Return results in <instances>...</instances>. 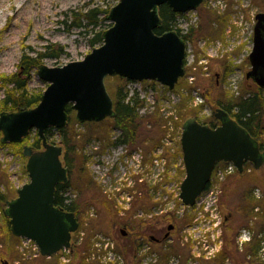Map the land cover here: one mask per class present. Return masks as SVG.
<instances>
[{"label": "rangeland", "instance_id": "374dc122", "mask_svg": "<svg viewBox=\"0 0 264 264\" xmlns=\"http://www.w3.org/2000/svg\"><path fill=\"white\" fill-rule=\"evenodd\" d=\"M117 2L118 0H0V108L5 91L10 88L1 77L18 71L22 55L36 57L51 49L62 47V54L56 58H41L39 66L60 67L83 59L92 48L99 46L98 44L90 46L92 33L107 29L110 22L107 20L97 27H88L84 30L71 24L78 17L76 14L94 7L110 10ZM258 12H264V0H204L197 9L178 17V28L187 30L185 33L192 30L193 42H189L186 47V62L183 64L184 77L171 91L160 84L151 85L149 81L126 82L123 86L128 97L137 92L138 97L144 100L142 107L138 108L141 134L134 145L113 144L112 141L118 137L119 130L103 132L99 126L86 127V122L80 123L76 120L75 113L72 115L75 121L72 124L77 153L75 157L77 161L84 158L83 166L80 162L79 164L86 172L83 170L79 172L76 169L74 174L69 175L70 186L65 190V195L71 200H76L81 206L79 213L81 233L74 234V240L82 237V244L78 246L80 252L88 254L93 251L101 255V251L94 250L96 246L89 251L90 244L85 243L90 242L95 233L97 236H93L92 243L102 240L106 235L111 237L116 245L118 244V249L119 246L125 249L131 239L128 234L139 231L138 222L144 219L145 222H140L139 226L143 232L141 238L150 234L158 236L168 225H176L170 230L172 241L154 246L160 255L157 264H217L214 259L221 253L222 247L224 248L230 237L232 253L222 261V264H259L255 260V255L259 246V235L264 231V162L259 169L247 165L246 169H250V172H235L230 176L231 184L228 183L223 194L217 197L216 204L221 217L217 228L213 226L218 221L214 218L213 212L210 216L204 209L200 210L205 217L198 216L197 221L202 219L205 221L199 224L200 232H196V238L192 236L191 239L188 238L189 245L192 241L198 248L195 254L191 253L190 248L188 251L181 245L185 242L183 238L180 242L178 237L179 231L185 225L194 224L192 220L197 217L194 213L198 209L184 208L178 199L176 188L184 175L179 145L183 121L190 116L208 121L212 112L220 108L216 104L218 99H236L241 95L243 88H247L251 83L245 79L246 72L250 70L248 54L251 47L249 49L247 47V51L244 52L242 51L244 47H235L232 53L220 47L225 48L226 30L229 27L232 32L231 22L237 16L252 26L254 15ZM216 15L228 17L223 34L220 35L218 31L221 27L215 19ZM202 59L205 62L200 64ZM224 62L231 64V71L226 76L223 75L221 68ZM190 77L194 78L191 82ZM46 85L38 78L37 68H34L28 81V89L44 90ZM117 86L118 82L111 77L105 79V87L111 99ZM69 122L67 119V125ZM34 132L30 134L31 137ZM53 133L48 142L60 145L59 136ZM85 133L87 137H93L82 144L79 137ZM164 137L171 141L168 147L163 143ZM31 141L23 145L31 146ZM154 146L162 149L158 157L168 158L172 155L173 158L170 161L171 165L169 158L167 163L170 174L157 181V211L153 214L156 217L149 218L154 201L150 197L151 202L149 195L143 192L144 187H137V162L131 155L136 150L134 157L143 166L146 161L148 163L147 153ZM262 151L264 152V140ZM25 165L26 158L22 151L17 154L8 146L0 147V192L7 193L9 190L11 198L16 196V191L29 180ZM166 181L173 183V190L171 187L168 188L169 184L167 185ZM99 187L106 198L102 196ZM255 188L261 190L262 198L253 197L252 191ZM138 189L142 192L140 200H136L135 197ZM127 197H132L133 209L124 205L127 203ZM5 207V204H0V264L4 262L82 264L81 255L74 254L69 261L66 257L65 261L61 259L56 261L55 258L49 260L37 256V250L25 246L21 239L6 238L4 233L6 217L1 214ZM91 207L93 215H90ZM128 210L131 217L126 214ZM153 210L155 212V209ZM227 215L230 218L225 222L223 218ZM202 226L213 231L214 239L221 242L219 252L212 250L208 261L204 260L206 253L200 249L201 239L205 235V230L201 232ZM120 230L126 232V237L120 235ZM226 230L231 232L228 231L226 234ZM184 235L183 233V237ZM248 237L250 242L247 241ZM219 246L220 244L215 249L217 250ZM95 258L97 259L96 256ZM127 264L130 263L127 261Z\"/></svg>", "mask_w": 264, "mask_h": 264}, {"label": "water", "instance_id": "95a60500", "mask_svg": "<svg viewBox=\"0 0 264 264\" xmlns=\"http://www.w3.org/2000/svg\"><path fill=\"white\" fill-rule=\"evenodd\" d=\"M203 0H118L106 15L111 26L102 32V43L79 61L60 67H37L46 83L39 102L32 108L0 113L2 143H21L36 131L41 149L24 145L25 169L29 180L6 201L4 214L10 232L32 240L41 256L48 257L70 247L78 228L73 212L54 205L55 186L67 183L62 147L47 141L45 130L67 125L65 107L71 105L78 122H101L114 117L113 101L105 79L119 76L131 81H155L172 90L184 74L185 42L175 31L155 34L161 25L158 7L166 4L175 13L197 9ZM251 79L264 90V12L255 15L253 46L248 55ZM212 116L219 124L211 128L196 119L182 125L180 145L185 176L179 198L193 206L205 189L216 163L232 162L239 173L245 163L259 169L264 152L258 142L229 114L217 108ZM172 225L168 226L170 230ZM167 236V235H166ZM3 264H6L5 262Z\"/></svg>", "mask_w": 264, "mask_h": 264}, {"label": "trees", "instance_id": "16d2710c", "mask_svg": "<svg viewBox=\"0 0 264 264\" xmlns=\"http://www.w3.org/2000/svg\"><path fill=\"white\" fill-rule=\"evenodd\" d=\"M108 10L109 8H88L82 13H77L76 15H78V17L75 18V21L73 20L71 24L76 25L78 28L84 30H86L88 27H97L102 22L107 21L106 15L108 13ZM158 14L161 19V25L154 30L155 34L159 35L166 31H176L185 41V43L193 42L192 30H189L187 33L183 34L177 27V19L178 17H181V14L173 12L166 4H162L158 7ZM215 19L222 29V31L221 29L218 31V35L223 34V30L226 27L228 17H224V15H216ZM103 31L104 29L92 33V37L90 38L91 47H94L97 44H101V35ZM62 52L63 48L59 47L58 49H51V51L49 50L47 51V53L40 54L36 57H30L26 54L22 55L18 64V71L13 74L1 77V80L5 83V85L10 86V88H7V90L5 91V95L1 100L0 113L13 112L19 109H29L37 105L43 90L30 91L28 89V81L30 79L31 71L39 66L41 58H56L60 54H62ZM221 68L223 69V75L226 76L231 71V64L224 62L222 63ZM111 78L118 82V86L116 87L112 96L115 116L111 118L107 117L101 122H86L85 126L90 128L99 126L101 128V131L103 132L111 131L112 129L119 130L118 137H116V139L112 141V143H128L130 145H134L135 141H137L138 137L141 134V119L138 117V108L142 107L144 100L138 97L137 92H134L130 97L127 96V93L123 89V86L126 82H129L128 80L119 76ZM149 83L151 85H158V83L154 81H149ZM216 104L221 109L225 110L229 114V116L234 119L243 129H245L253 139L258 141L262 150V144L264 140V90L256 86L251 81L247 88H243L242 93L238 98L230 100L218 99V102H216ZM65 112L67 114V119L70 121L69 124L59 129H55L52 127L46 129L45 136L47 140H50V138L53 137V132H55L59 136V144L62 147L61 159L63 165L68 169L69 177V175L76 172V169L79 172L83 170V172L85 173L86 171L81 167V165L83 166L84 164V158H82L81 161H77L75 157L77 153L75 151V136H73L74 133L72 125L75 123V121L72 118L74 111L72 110L70 104L66 105ZM190 118L196 119L198 122L208 125L211 128L217 126V121L212 116L207 119L208 121H201L196 116H190L187 117L183 121V123ZM89 130L93 131V129ZM32 132L33 131H30V133L22 140L21 143L6 144L2 143L0 140V147L8 146L13 149L14 152L19 154L22 151L23 144L28 143L30 140H32L31 146L33 147V149H40L41 141L38 139L36 132H34L33 136L31 137L30 134ZM91 138L89 136L87 137L86 133L81 134L79 137L82 144L89 141ZM79 162L81 163V165L79 164ZM91 179L92 178L90 177V180ZM69 186V180L67 183H59L55 186L54 205L63 210L74 212L75 215L78 216L81 208L80 204L76 200H71L68 196L65 195V190ZM8 192L9 190H7V193L0 192L1 203L5 204L6 201L12 199L10 197V193L8 194ZM1 214L6 217L4 214V208L2 209ZM5 222L4 233L6 235V238L9 239L10 237H12L14 240H17L18 238L14 237L10 232L9 221L7 217ZM228 231L231 232L230 230H226V234H228ZM85 243L86 245H88L89 241H85ZM231 253L232 237H230V239L226 241L223 250L215 259V261L217 262V264H222V261L226 257H228V255H231ZM81 260L82 259H80V261Z\"/></svg>", "mask_w": 264, "mask_h": 264}, {"label": "built area", "instance_id": "2783aa9c", "mask_svg": "<svg viewBox=\"0 0 264 264\" xmlns=\"http://www.w3.org/2000/svg\"><path fill=\"white\" fill-rule=\"evenodd\" d=\"M220 5H221V3H220ZM231 24L233 26L232 32L230 29L226 30L227 31V40H226L225 48H222L220 46H218V48L220 47L221 49H223L225 51H229L232 53L235 47L236 48L244 47L242 51L243 52L247 51V47H248V49H249V47H251V44L249 42H250L252 26L243 22L242 17H240V16H237L231 22ZM233 59H234V57L232 58V60ZM203 62H205L204 59L200 60V64ZM189 79H190V82L194 80V78H192V77H190ZM232 83H233V81L231 82V84ZM234 88H236V85ZM166 135H168V134H166ZM169 141L170 140H168L166 137H164L163 143L166 146L168 144L169 145L171 144V141H170V143H169ZM136 152L137 151L133 152L132 155L131 154L130 155L133 158V160H135L137 162V169H138L137 182H139V179H138L139 177L142 179L141 181H143L147 184H150L151 182H153L152 185H156V191L153 192V194L156 195V200H157V194H158L157 181H158V179L162 180L164 177H166V174L167 175L170 174V170L168 171L167 163H168V158H169V164L171 165L170 161L173 157H172V155H170L168 158L158 157V154L162 153V149L160 147L159 148L156 147V149L153 150L148 155V163L146 161L145 164L142 166V164H140L139 160L135 159V157H134L135 156L134 154ZM151 156H152V161H150ZM234 172H235V166L232 163H224L221 167H219L216 170L213 182L208 187V189L202 193V195L199 198V201L196 204V208L198 209V211H196V213H195V215H197V217L193 221V223H194L193 225H197V227H194L192 225L191 227H188L186 229V231L184 232L185 235L183 237V241L185 243H188V238H190V236H192L193 238H196V236H197L196 232H200L199 228L201 226L199 224L205 221L203 219L201 221H197L198 216L205 217V214H203L200 211L202 209H204L205 212H208L210 214V216H212V212H213V215H215L214 218L218 220L217 223H215L213 226H214V228L218 227L219 219L221 217H220L219 210H218V207L216 204L217 197L222 193V189H221L222 182L225 180V178L227 176L231 175ZM165 183H167V185L168 184L170 185V186L168 185V188L169 187H171V189L173 188L172 182L166 181ZM176 188L179 191L178 185H176ZM253 195L255 198H260L261 197L260 190L258 188L254 189ZM123 197L124 196H122V198ZM126 202L127 203H125L124 205L129 207L130 202H131V197H127ZM189 229H191V231ZM203 231H204L205 235H203V238L201 239L202 243H201L200 249H201V251H204V253H206L204 260L208 261V260H210L209 256L211 255L212 250H215L216 253L219 252L218 250L221 248V242L220 241L218 242V241H216V239H214L215 233H213V231H211L209 228L206 229V227L202 226L201 232H203ZM103 239L102 240L100 239V241L98 243H103ZM259 239H260V241H259L257 253L255 255V260L259 264H264V231L262 233H260ZM249 240H250V238L248 237L247 241H249ZM218 244H220V246L216 250L215 247ZM24 245L30 246V247H32L33 250H36V246L33 243H31L29 240H24ZM97 246L102 247L103 245L98 244ZM196 247L197 246L195 245V243L191 241V245H190L191 253L195 254L196 249H198ZM212 256H213V254H212ZM154 258L157 259V256L154 255Z\"/></svg>", "mask_w": 264, "mask_h": 264}, {"label": "flooded vegetation", "instance_id": "af4514ba", "mask_svg": "<svg viewBox=\"0 0 264 264\" xmlns=\"http://www.w3.org/2000/svg\"><path fill=\"white\" fill-rule=\"evenodd\" d=\"M254 20H255V18H254ZM252 24H253L252 25V35H253V28H254V25H255V21H254V23L252 22ZM218 123H219V121H217V125H218ZM152 151L153 150L151 148L150 149V153ZM150 161H152V156L150 158ZM138 179H139V182H138V186L137 187H144V191L143 192H145L146 194L149 195V199H150V197H152V200L154 201V203H152L153 204L152 212L149 213V218L156 217V216H153V214L154 213L156 214V211H157L156 210L157 209L156 195L153 194V192L156 191V185H152L153 182H151L150 184H147V183L141 181L142 179L140 177ZM207 189H208V185L205 187L204 191H206ZM100 191L102 193V196H104V198H106L104 193L102 192V188H100ZM136 194H137L135 196V197H137L136 200L137 199L140 200L141 197H142L141 196L142 195L141 189H138ZM152 200H151V202H152ZM0 204H1V202H0ZM133 205L134 204L132 202H130L129 208L133 209V207H134ZM153 209H155V212H154ZM130 210H128V213H126V214H128V216H130V212H129ZM64 211H66V210H64ZM92 211H93V208L91 207L90 215H93ZM68 212H70V211H68ZM219 214H220V210H219ZM74 215H75V213H74ZM75 217L78 220V222L81 223L80 219H79V215L78 216L75 215ZM229 218H230V216L227 215V216H224L223 219L225 220V222H227ZM142 221L145 222L144 219L143 220L140 219L139 222H138L139 226L141 225L140 222H142ZM193 221L194 220H192V223H193ZM139 226H138V230L139 231H137V232H135L133 234L132 233L128 234V236L131 239L129 240L128 245L126 244L125 249L121 248V246H119V249H118V244L116 245L115 241L111 237L106 236V235H105V237L103 239V243H98L99 241H97L95 244L92 245L91 242L93 240V236H97V233H95L92 236V238L90 239L89 244L91 246H89L90 247L89 251L91 249L93 250L94 246H96V248H97L98 244H102L103 245L102 247L97 248V249L94 248V250L101 251V255L99 253H97V252L93 253V251L89 252L88 254H85V252H80L79 251L78 246L80 244H82V241H81L82 237H80L79 239L74 240V234L81 233L79 231L80 229H78L76 232H74L72 234L70 248L67 249V250L60 251L59 253L56 254V256H53L50 259L55 258L56 261L59 260V259L65 261L64 257H66L67 258L66 260L69 261V260H72L74 254H76L77 256L81 255V259H82L81 263L82 264H127V261L130 264H157L158 259H159L158 258L159 255L157 254L158 253L157 249H155L154 246L158 245L160 243L162 244V242L164 243L166 241L167 242L172 241L173 238L170 237V233H171L170 230H172V228H175L176 225H172V228L170 230L168 229V226H169L168 225L166 227V230H163L161 232V234H159L158 236L150 234V235L144 236V238H141V235H143V232H142V230L139 229L140 228ZM191 226L192 225L189 223V224L185 225L184 228H182L179 231L180 235L178 237V240H180V242L182 241L183 233L186 231V229L188 227H191ZM193 226L197 227V225H193ZM143 227H145V225H143ZM119 232H120V235L122 237H126V232L125 231L120 230ZM181 245L185 246V248H187L188 251H189V248H190L189 243H182ZM38 255L39 254L37 253V256ZM154 255L157 256V259L154 258ZM95 256L97 257V259L95 258Z\"/></svg>", "mask_w": 264, "mask_h": 264}, {"label": "crops", "instance_id": "0c3cea01", "mask_svg": "<svg viewBox=\"0 0 264 264\" xmlns=\"http://www.w3.org/2000/svg\"><path fill=\"white\" fill-rule=\"evenodd\" d=\"M228 183L231 184V179H228V180H227V182H226V186H227ZM226 186H225V188H226ZM225 188H224V189H225ZM225 191H226V190H225Z\"/></svg>", "mask_w": 264, "mask_h": 264}, {"label": "bare ground", "instance_id": "6f19581e", "mask_svg": "<svg viewBox=\"0 0 264 264\" xmlns=\"http://www.w3.org/2000/svg\"><path fill=\"white\" fill-rule=\"evenodd\" d=\"M240 96V95H239Z\"/></svg>", "mask_w": 264, "mask_h": 264}]
</instances>
